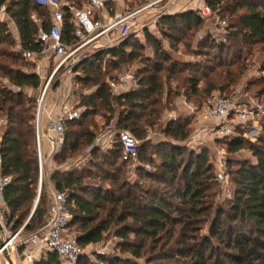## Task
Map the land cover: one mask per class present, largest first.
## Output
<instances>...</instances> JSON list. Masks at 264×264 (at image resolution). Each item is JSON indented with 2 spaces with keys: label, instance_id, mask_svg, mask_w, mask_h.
Returning a JSON list of instances; mask_svg holds the SVG:
<instances>
[{
  "label": "trees",
  "instance_id": "16d2710c",
  "mask_svg": "<svg viewBox=\"0 0 264 264\" xmlns=\"http://www.w3.org/2000/svg\"><path fill=\"white\" fill-rule=\"evenodd\" d=\"M67 1L80 8L87 0ZM204 1L212 10L217 7L220 16L222 11L236 13L244 9L236 16V24L229 33L231 39L242 43L264 41V0ZM2 4H6L23 46L37 48L34 43L37 26L30 16L37 14L47 26L50 10L37 5L35 0H0ZM177 20L181 25H176ZM202 22L198 11L188 9L162 17L155 26L168 41L177 40L178 28L189 32ZM73 30L70 13L65 11L64 43H75ZM162 41L148 28L144 30V42L130 35L116 48L90 56L73 68L74 72H80L74 77L75 84L91 92L76 95L75 107L80 109V116L65 123V142L55 157V164H65V168L54 170L50 175L52 185L66 193L71 214L69 226L76 232L81 248L98 244L113 234L119 240L120 252L129 255L122 259L118 255L98 254L95 264H139L133 259L141 258L151 264H264V125L262 134L254 142L244 139L237 130L231 139L224 138L229 153L247 149L254 161L239 163L232 170L233 193L226 200L227 208H212L206 192L212 179L217 177L205 152L186 151L185 154L186 148L181 144L162 138L152 144V138H146L147 129L160 130L162 135L176 141H184L189 135L185 124L160 122L167 109L163 96L169 102L172 93L169 82L183 68L191 66L171 59ZM143 43L152 55L146 54L148 48ZM204 43L200 41L198 46ZM14 44L11 29L0 21V78L13 87L7 88L0 82V115L4 116L0 133V176L11 178L3 191L2 211L4 224L11 232L26 222L37 195L33 125L37 103L25 90H37L42 85L36 73L27 72L35 64L15 52ZM219 49L223 50L224 45ZM135 61L140 65L135 72L136 84L125 93L113 95L106 79L108 74ZM185 81L190 94L197 95L200 79L194 76ZM212 89L207 84L199 91L204 94ZM97 114L104 118L103 126L113 120L118 129L128 130L142 140L138 147L140 166L134 178L120 179L119 175L126 173V163L118 142L106 151L93 149L85 164L68 171V162L94 141L93 128L97 125L93 117ZM150 146L155 151L146 154ZM144 164H151V172L145 171ZM91 178H96V183L85 182ZM45 205L46 196L41 190L34 217L23 228L25 233L42 224ZM203 222L210 224L208 235L199 234V224ZM59 260L55 252H42L36 264H60ZM77 264L94 263L82 256Z\"/></svg>",
  "mask_w": 264,
  "mask_h": 264
},
{
  "label": "built area",
  "instance_id": "2783aa9c",
  "mask_svg": "<svg viewBox=\"0 0 264 264\" xmlns=\"http://www.w3.org/2000/svg\"><path fill=\"white\" fill-rule=\"evenodd\" d=\"M183 0H145L139 6L131 9L124 7L119 12L113 11L111 6L123 5V0H87L80 8H75L67 0H35L41 7L50 10V20L44 26L37 14H31L30 18L37 26L34 43L35 49L23 46L17 27L7 12L6 4L0 6V21L14 30L15 44L13 50L19 53L26 61H32L35 67L32 71L42 81L41 92L36 97L34 113L35 148L37 155V195L34 203L40 198L42 187L46 180L50 189L46 192V211L42 224L31 232L25 233V223L15 232H11L4 224L3 211L0 210V238L4 245L0 247V260L4 259V252L11 257L14 254L18 260H28L29 264H36L42 252H55L59 258L67 264H77L86 252L77 243V234L70 226L71 214L67 208V196L63 191L55 188L50 175L54 170H63L65 165H56L55 157L61 151L65 142V123L80 116V109L75 106L78 101L70 103L74 98L76 89L72 81L80 72H74L73 68L83 60L103 50L116 48L122 40L133 34L143 35L144 30L151 28L162 17L173 14L172 9L179 6ZM70 13L73 21L74 44H66L62 40L64 25V12ZM209 14V7L201 8V17ZM224 24L225 22H221ZM54 61L51 68L46 65L44 75L41 73L40 64L43 60ZM61 71L58 82L65 83L67 89L59 97L51 109L45 102V94L56 74ZM111 93L120 95L131 89L136 84L134 70L125 71L115 80L108 81ZM188 114L199 118L209 119L213 122L207 131V137L215 141L236 135L237 124L250 120L257 111L243 108L231 97L221 95L212 99L200 107L188 106ZM252 116V117H250ZM116 142L121 146L122 160L133 172L140 166L138 155V140L128 131L118 129L112 120L100 132L96 133L94 141L85 148L86 156L95 148L101 151L110 149ZM223 151L219 152L218 169L216 177L219 181L226 178V163ZM83 159L70 164L68 171L82 163ZM146 172L151 167L144 165ZM10 176H0V205L4 203L3 191L10 182ZM100 253V251L98 252ZM35 261V263H34ZM4 264H8L6 259Z\"/></svg>",
  "mask_w": 264,
  "mask_h": 264
},
{
  "label": "rangeland",
  "instance_id": "374dc122",
  "mask_svg": "<svg viewBox=\"0 0 264 264\" xmlns=\"http://www.w3.org/2000/svg\"><path fill=\"white\" fill-rule=\"evenodd\" d=\"M123 1V5H115L111 7L112 10L108 9V12L110 14L113 11L119 12L123 7L125 9L135 8L136 6L142 4L145 0ZM229 5L231 4L229 3ZM204 6H207L204 0H183L179 6L172 9V13L176 14L177 12L188 9L200 12L201 8ZM242 12H244L243 8L237 10L236 13H231L230 10H228V12L222 11L220 16L217 13V7L214 10L209 8V14L202 17L203 22L194 30L191 29V31L185 32L183 30H179L178 28V32L176 33V38L178 37L177 40H164L155 25L149 29L154 37L163 40L162 42L165 48L169 51L171 59L177 60L178 62H187V64H190L191 66L186 69L183 68L181 72L176 74L177 77L175 80H171L169 82V87L172 93L169 96V102L165 100V94L163 96V102L167 103V109L164 111L163 116L160 119V122L164 125L171 121L175 124H178V122H180V124H185V128L189 132L187 139L184 141H176L162 135L160 130L155 129H147L146 138H152V144L157 143V138L181 144L186 148L184 151L185 154L186 151H192L194 153H201L202 151L205 152L208 162L212 164V170L215 174L218 169V159L220 157L219 152L223 151V158L226 163V178L222 182L218 179H212V185L206 192V195H208L206 199L212 203V208H216L217 206L225 209L227 208L226 200L231 198L233 193L232 170L237 168L239 163H252L254 158L247 149L229 153L226 150L224 142L226 139H231V137L219 139L218 141L210 140L209 137H207V131L212 126L213 122L209 119L189 115L188 106H202L203 104L208 103L212 97L216 95L231 97L243 108L253 112L257 111V115H254L253 117L250 116L252 117L250 120L237 124V133L242 135L244 139L251 142H254L262 134V125H264V41L253 40L242 43L237 39H231V37H229V33L233 30L232 26L236 24L237 14ZM262 12H264V8H262ZM176 22L177 26L181 25L180 20H177ZM221 22L225 23L222 24ZM11 32L14 34L13 29H11ZM131 35L134 36L133 34ZM136 39L141 43L144 42V33L143 35L137 36ZM200 41H205V43L198 46ZM143 44L146 48H148L146 54L152 55L151 49H149L145 43ZM221 45H224L223 50L219 49V46ZM53 64L54 61L52 59L43 60L40 64V68L43 70L44 67L46 68V65L51 68ZM139 67L140 65L137 61L129 62L122 65L119 70L111 71L106 79H108V81L115 80L125 71L134 70V72H136ZM49 68L46 71H48ZM226 70L229 72L228 76L226 75ZM60 74L61 71L54 76L51 85L45 94L46 104H55L59 97L67 89L64 82H58ZM194 76L200 79L198 83L199 89H197V95L190 94L189 90H187L188 84L185 81L187 77ZM0 82L7 88H13L12 85L4 78H0ZM207 84L212 85L214 89H212L210 93L202 94L199 90L205 88ZM72 85L73 88L76 89V92L74 93V98H70V103L75 100L78 101L76 96L78 92H83L84 94H90L91 92L89 88H81L76 85L75 78L72 81ZM25 92L28 93L29 96L36 98L41 92V87L37 90L26 89ZM197 104L200 105L197 106ZM93 120L97 125V127L93 129L96 133H98L104 128V118L100 114H97L93 117ZM3 126L4 116L0 115V133L3 130ZM137 140L139 144H142V140ZM154 151L155 150L152 146H150L147 148L146 154H152ZM89 158V155L86 156L85 149H82L79 154L75 155L73 159L68 162V164L70 166V164H74L78 160L83 159L82 163L78 165L80 167L85 164ZM155 159L157 160L158 158ZM144 165L151 167V164ZM125 172L126 173L119 175L120 179L124 176H128L129 178L137 176L136 171L132 172L128 168L127 164L125 165ZM149 172H151V170ZM96 181V178L85 180V182L89 184L96 183ZM139 183H142V180ZM50 187L49 181L46 180L42 187L45 196ZM175 204L177 203L175 202ZM44 208L46 209V205ZM209 226V222L200 223L199 234L208 235ZM118 242V238L111 234L98 244H91L84 247L83 249L86 252L84 257L87 259V262H92L94 264L97 263L96 255L98 254L106 256L118 255L122 259L129 258V255L120 252L117 247ZM99 251L100 253H98ZM133 260L139 264H151L146 263L145 258ZM20 263L21 261L18 259L13 262V264ZM59 263L67 264L62 260H59ZM24 264H28V260H24Z\"/></svg>",
  "mask_w": 264,
  "mask_h": 264
},
{
  "label": "water",
  "instance_id": "95a60500",
  "mask_svg": "<svg viewBox=\"0 0 264 264\" xmlns=\"http://www.w3.org/2000/svg\"><path fill=\"white\" fill-rule=\"evenodd\" d=\"M38 200L34 203L33 208L31 210V213L28 217V219L25 222V225L34 217V214L36 212L37 206H38ZM3 217H5V214H3ZM0 228H1V224H0ZM4 245V241L0 238V247H2ZM4 258L6 259L8 264H13V261L11 259V257L7 254V252H4ZM35 263V261H34Z\"/></svg>",
  "mask_w": 264,
  "mask_h": 264
},
{
  "label": "crops",
  "instance_id": "0c3cea01",
  "mask_svg": "<svg viewBox=\"0 0 264 264\" xmlns=\"http://www.w3.org/2000/svg\"><path fill=\"white\" fill-rule=\"evenodd\" d=\"M45 72H46V68L44 67L43 70L41 69V74H45ZM46 106L48 109H51L54 106V104H46ZM3 208H4V203L0 205V210H2ZM11 259L14 262L15 260H17V257L14 254H12ZM4 260H5V258L4 259L1 258L0 264H4ZM24 260H22L20 264H24ZM28 264H29V262H28Z\"/></svg>",
  "mask_w": 264,
  "mask_h": 264
}]
</instances>
